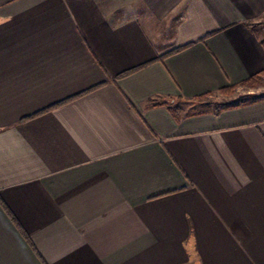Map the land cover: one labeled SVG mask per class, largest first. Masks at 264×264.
<instances>
[{"label":"crops","instance_id":"0c3cea01","mask_svg":"<svg viewBox=\"0 0 264 264\" xmlns=\"http://www.w3.org/2000/svg\"><path fill=\"white\" fill-rule=\"evenodd\" d=\"M264 0H0V264H264ZM203 109V110H202Z\"/></svg>","mask_w":264,"mask_h":264},{"label":"rangeland","instance_id":"374dc122","mask_svg":"<svg viewBox=\"0 0 264 264\" xmlns=\"http://www.w3.org/2000/svg\"><path fill=\"white\" fill-rule=\"evenodd\" d=\"M262 41L264 43V25L257 28ZM264 96V74L255 82L248 85H239L233 87L229 93H218L204 98L207 108L220 109L226 104L234 102V104H240L244 102L252 101L256 98ZM203 110V109H202Z\"/></svg>","mask_w":264,"mask_h":264},{"label":"trees","instance_id":"16d2710c","mask_svg":"<svg viewBox=\"0 0 264 264\" xmlns=\"http://www.w3.org/2000/svg\"><path fill=\"white\" fill-rule=\"evenodd\" d=\"M263 74H264V72H261L259 74L254 75L253 77H251L250 79H248L247 81L242 83L241 85H248V84H251V83H255ZM232 89H233V87H229L227 89H223L220 92L221 93H229V92L232 91Z\"/></svg>","mask_w":264,"mask_h":264}]
</instances>
